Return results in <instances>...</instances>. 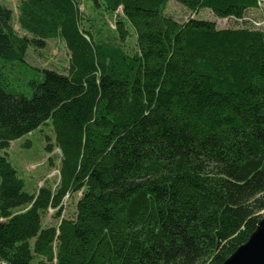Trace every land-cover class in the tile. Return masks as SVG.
<instances>
[{
	"label": "trees",
	"instance_id": "16d2710c",
	"mask_svg": "<svg viewBox=\"0 0 264 264\" xmlns=\"http://www.w3.org/2000/svg\"><path fill=\"white\" fill-rule=\"evenodd\" d=\"M102 1L122 11L116 40L95 39L78 0H22L21 36L0 0V264H223L264 217V30L178 22L170 0ZM175 1L236 22L264 11ZM53 39L67 73L33 67L31 96L13 90L16 63ZM48 123L60 183L30 194L6 150ZM78 193L75 218L44 228Z\"/></svg>",
	"mask_w": 264,
	"mask_h": 264
},
{
	"label": "rangeland",
	"instance_id": "374dc122",
	"mask_svg": "<svg viewBox=\"0 0 264 264\" xmlns=\"http://www.w3.org/2000/svg\"><path fill=\"white\" fill-rule=\"evenodd\" d=\"M22 0H2V2L14 12V29L21 36L25 35L17 25L18 5ZM82 16L83 26L90 30L95 39L98 40H116L117 30L115 28V20L121 17L122 11L113 16L108 13L102 0H78ZM164 14L172 17L178 22H185L189 18L213 21L219 29L225 28H242L251 27L255 29H264V26L256 27L249 19L255 23L264 21V11L251 10L248 12L246 22H236L233 19L221 20L217 18L209 9L192 13L185 7L181 6L175 0H170L167 4ZM249 23H248V22ZM135 37H131L127 41V50L132 52L134 48ZM70 53L61 39H53L48 41L47 47L42 50L29 48L26 61L27 64L16 63V67L21 71V75L13 80L12 89L21 91L27 96H31L32 90L28 85L33 77L37 76L36 70L49 69L56 70L61 73H67L69 68ZM52 145V152H48L46 147ZM9 161L17 169L19 176L24 180L26 191L30 194H37L41 188L50 187L53 191L57 190L60 183V161L61 152L55 147V135L51 124L42 126L36 132L26 137L14 141L10 144V148L6 150ZM82 193L74 196H66L62 202L61 219L56 218V210L50 208L43 217V227L57 226L59 222L65 219H73L76 215L77 202L81 198ZM24 210V209H23ZM17 210L14 213L21 212Z\"/></svg>",
	"mask_w": 264,
	"mask_h": 264
},
{
	"label": "water",
	"instance_id": "95a60500",
	"mask_svg": "<svg viewBox=\"0 0 264 264\" xmlns=\"http://www.w3.org/2000/svg\"><path fill=\"white\" fill-rule=\"evenodd\" d=\"M223 264H264V217L249 240L241 245Z\"/></svg>",
	"mask_w": 264,
	"mask_h": 264
},
{
	"label": "built area",
	"instance_id": "2783aa9c",
	"mask_svg": "<svg viewBox=\"0 0 264 264\" xmlns=\"http://www.w3.org/2000/svg\"><path fill=\"white\" fill-rule=\"evenodd\" d=\"M264 7V3L261 4ZM249 21H251L256 27H261L262 25L264 26V21L262 23H255L254 21H252L251 19H249ZM264 30V29H263Z\"/></svg>",
	"mask_w": 264,
	"mask_h": 264
}]
</instances>
